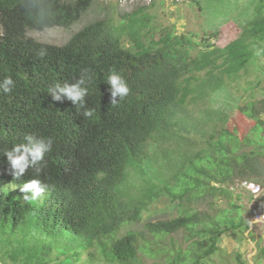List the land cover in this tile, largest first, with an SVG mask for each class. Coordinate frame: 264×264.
<instances>
[{"label": "trees", "instance_id": "1", "mask_svg": "<svg viewBox=\"0 0 264 264\" xmlns=\"http://www.w3.org/2000/svg\"><path fill=\"white\" fill-rule=\"evenodd\" d=\"M90 5L0 0V82L14 81L11 92L0 89V264H73L84 251L89 262L106 264H214L221 237L248 228L234 180L264 183V99L226 98L254 122L242 138L226 131V113L206 102L236 89L242 76L255 78L245 91L264 81V51L255 54L264 49V0L222 47L152 25L154 0L118 17L112 7V17L85 24L61 45L25 34L67 28ZM113 69L131 89L115 106L106 82ZM85 71L91 80L83 108L52 99L55 83H73ZM189 104L198 106L195 115ZM87 109L92 117L83 115ZM26 134L54 143L39 176L29 168L17 180L2 153ZM135 177L140 183L132 185ZM32 178L48 191L24 200L20 187ZM161 196L175 202L176 214L142 221ZM257 251L264 256V245Z\"/></svg>", "mask_w": 264, "mask_h": 264}, {"label": "rangeland", "instance_id": "2", "mask_svg": "<svg viewBox=\"0 0 264 264\" xmlns=\"http://www.w3.org/2000/svg\"><path fill=\"white\" fill-rule=\"evenodd\" d=\"M256 0H154V5L147 9L152 17V25L156 27H173L175 33L191 34L198 41L203 39L217 47H222L228 41L237 36L240 25L252 15V6ZM138 5H146L137 0H91L90 7L80 16V18L67 28L51 27L42 30H27L26 36L43 43L61 45L72 33L79 30L85 24L105 16L112 17V7L115 8L114 15L118 17L123 12L130 11ZM254 75L242 76L236 89L232 88L230 93L215 97L206 102L211 108L218 109L226 113L227 120L224 129L237 138H242L250 134L254 122L251 118L240 113L235 106L230 107L226 98H233L238 102L246 99H264V81L259 87L252 86L253 90H244L246 81H254ZM253 84V83H252ZM235 103V102H234ZM191 114L195 115L198 106L187 105ZM261 117H264L262 115ZM171 143V142H170ZM165 141L163 146L170 148L172 144ZM173 148V147H172ZM260 167H264V156L259 158ZM134 176L133 172L130 173ZM264 180V175L261 178ZM138 177L129 179L132 185L140 183ZM239 180H234V187L239 194L237 204L242 207L241 215L247 219L248 228L241 236L237 233L228 232L224 234L218 244L219 250L212 256L214 264H264V256L257 251V244L264 245V223L251 222L249 220V208L258 206L264 211V203L259 197L264 193V183L260 185V191L256 197L248 199L247 193L238 188ZM132 195H137V190H130ZM175 202L169 201L161 196L151 203L147 210L141 213L142 221L167 219L176 214ZM223 205L222 201L218 202ZM202 207V206H201ZM133 229H140V223L132 225ZM182 233L174 234L176 242L182 246L185 242ZM86 253L81 252L77 261L73 264H106L101 259L89 262ZM151 259L145 258L149 262Z\"/></svg>", "mask_w": 264, "mask_h": 264}, {"label": "clouds", "instance_id": "3", "mask_svg": "<svg viewBox=\"0 0 264 264\" xmlns=\"http://www.w3.org/2000/svg\"><path fill=\"white\" fill-rule=\"evenodd\" d=\"M41 15H43V13H41ZM262 51H264V49L257 50L255 54L259 56ZM37 55L42 58L45 52L40 51ZM90 80L91 76H89L86 71L82 72L81 76L73 83H55L49 89V94L55 101L67 99L71 101L72 105H79L83 108L85 97L88 94L86 84L90 82ZM106 82L110 86L108 89L110 92V104L113 106L122 101L131 91L126 79L114 69L109 70ZM13 88L14 81L11 77H5L3 81L0 82V89H2L4 93L11 92ZM117 97L119 99H117ZM83 115L85 117H92L94 115V110L87 109L84 111ZM23 140V143L16 144L10 149H4L2 153V155L6 157V171L17 180H20L29 168H32L35 175L39 176L46 164L44 159L45 155L52 151L54 143L51 137L43 138L30 134H26ZM20 191L23 193L22 198L24 200H36L47 193L48 185L38 178H32L23 182ZM29 193L31 194L29 195Z\"/></svg>", "mask_w": 264, "mask_h": 264}, {"label": "built area", "instance_id": "4", "mask_svg": "<svg viewBox=\"0 0 264 264\" xmlns=\"http://www.w3.org/2000/svg\"><path fill=\"white\" fill-rule=\"evenodd\" d=\"M139 2L150 4L153 0H137ZM238 187L246 191L251 195V197H256L260 191V185L248 180H242L238 184ZM249 220L251 222L264 223V211L258 206H251L249 208Z\"/></svg>", "mask_w": 264, "mask_h": 264}]
</instances>
